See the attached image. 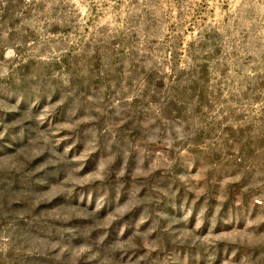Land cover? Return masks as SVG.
<instances>
[{
  "label": "rangeland",
  "instance_id": "374dc122",
  "mask_svg": "<svg viewBox=\"0 0 264 264\" xmlns=\"http://www.w3.org/2000/svg\"><path fill=\"white\" fill-rule=\"evenodd\" d=\"M0 264H264V0H0Z\"/></svg>",
  "mask_w": 264,
  "mask_h": 264
}]
</instances>
